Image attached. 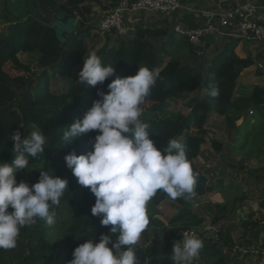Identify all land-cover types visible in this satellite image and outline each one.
Wrapping results in <instances>:
<instances>
[{"label": "trees", "instance_id": "trees-1", "mask_svg": "<svg viewBox=\"0 0 264 264\" xmlns=\"http://www.w3.org/2000/svg\"><path fill=\"white\" fill-rule=\"evenodd\" d=\"M101 3L102 0H14L12 6L16 12V22L0 33V71L21 52L35 54L40 68L39 73L14 75L3 80L14 87L17 93H13L11 102L0 104V162H10L14 158L13 132L19 130L27 137L32 131L38 130L45 137L44 152L37 157H29V167L18 172L17 181L34 184L39 180V171H48L50 175H58L68 181L60 205L50 208L56 213V225L50 226L45 220L36 218L33 224L21 228L17 246L8 250L0 249V264H6L7 254L17 249L20 240L24 241V253L9 264H68L73 258L75 247L90 238L98 242L102 234L110 232L112 225L104 227L100 223L101 218L92 215L96 197L90 188L77 182L65 161L68 153L74 151L79 155L92 150L97 133L83 134L70 145L63 141L62 136L72 123L83 117L94 100L101 98L98 95L100 91H109L107 85L116 77L135 75L138 68L144 66L159 71L156 85L140 105L151 104L142 112L141 119L149 124L153 139L158 130H165L168 126L176 129V139L184 141L187 158L195 175L197 170L194 160L201 155L206 143L205 125L212 112L224 116L231 130L237 128L236 122L249 109H254L260 116L264 115V85H255L244 95L235 94L242 72L256 64L252 54L242 58L235 53L238 40L224 46L210 66L202 71L188 62L193 58L196 61L201 59L196 49L186 36L174 29L138 27L129 40L106 33V42L99 47L94 46L95 53L104 64L115 68L114 75L103 85L95 87L80 83L73 77V71L84 64V57L90 55L88 40L98 34L91 33L89 17L94 12L93 4ZM70 17L78 18L79 25L75 33L66 35V42L61 44L51 24L57 18L66 21ZM159 39L162 40L156 41ZM137 41L143 42L141 48H138L140 45L136 44ZM214 82L219 87L217 96L210 95ZM198 91H201L202 96L194 97L187 103L191 111L169 110L171 100ZM253 124L264 127V120ZM214 145L219 144L214 142ZM253 173L255 179L264 180V169ZM213 189L214 186L209 185L196 191L202 195ZM166 199L170 198L158 191L148 202L149 211H154ZM173 201L179 205V212L170 223L181 222L193 214L192 197ZM218 207L226 208L220 204ZM221 219V216L215 218L213 225ZM149 221L150 225L155 220L149 215ZM247 223L242 222L244 225ZM57 228L61 230V238H57L54 233ZM186 229L189 228L175 229L173 237ZM111 235L115 240L118 233ZM209 239L221 243L222 234L218 233L216 239ZM223 243H227V239ZM144 250L146 264H174L171 259L160 255L157 245L147 246Z\"/></svg>", "mask_w": 264, "mask_h": 264}, {"label": "clouds", "instance_id": "clouds-1", "mask_svg": "<svg viewBox=\"0 0 264 264\" xmlns=\"http://www.w3.org/2000/svg\"><path fill=\"white\" fill-rule=\"evenodd\" d=\"M115 68L103 63L95 52L86 58L79 72L82 84L103 85ZM160 73L147 66L135 75L116 77L108 83L109 91L63 132L67 144L95 131L92 150L65 156L66 165L77 182L90 188L96 197L92 215L100 217L102 226L112 225L99 241L90 238L73 251L68 264H140L137 248L142 232L149 225L148 202L158 191L170 199H188L193 194L197 176L187 158L186 146L172 138L158 147L150 136V126L142 117L140 105L156 85ZM219 94L214 82L211 96ZM14 142L10 162H0V249L17 246L21 228L36 218L55 224L53 206H59L68 181L48 171H39L34 184L17 181L19 171L28 169L29 157L44 152L45 137L36 130L25 137L19 130L11 134ZM12 209L11 211L9 209ZM115 240L111 234H117ZM127 246V248H125ZM203 241L194 234L182 233L172 248L174 264H193L203 248Z\"/></svg>", "mask_w": 264, "mask_h": 264}, {"label": "crops", "instance_id": "crops-1", "mask_svg": "<svg viewBox=\"0 0 264 264\" xmlns=\"http://www.w3.org/2000/svg\"><path fill=\"white\" fill-rule=\"evenodd\" d=\"M115 1L102 0L101 4H93L94 11L100 12L103 10L102 7L107 8L108 4L115 3ZM246 2L256 3L260 7L258 19L264 25V0H188L187 6L178 13L174 15L163 13L165 18L159 20L161 22L158 27L169 30H173L177 24H182L186 28L202 27L207 24V18L204 16L205 12L215 13L217 15L215 22L218 24V15L221 12ZM103 12L105 13L106 11ZM145 13L141 12L129 21L136 23L140 15ZM153 13L156 12L146 14ZM106 40V36L95 35L88 42L92 41L93 46L98 42L97 47H99ZM235 40L238 39L209 32L204 37L203 44L200 47L201 54L197 53L201 59L196 61L193 58L189 59L188 62L192 66L199 67L200 70L205 71L210 66L212 60L220 54L222 48ZM235 53L242 58H246L251 54L254 55V58H257L258 54L260 57L258 60L255 58L257 67L255 64L245 69L240 75L235 90L236 96H240L247 94L255 85H264V42L256 43L238 40ZM249 86L252 87L248 89L249 91H245V88ZM201 96V91H198L184 98L171 100L169 102V110L173 111V106L176 105V111L187 112V103L192 98ZM248 119H251L252 122L254 119L262 121L264 120V115L260 116L255 112L254 117H249L245 114L236 122L237 128L231 130L227 127L224 116H220L216 112L210 114L205 125L207 134L216 132L219 124L222 125L223 129L222 136H219L217 139L219 145L215 146V148L224 149L226 145L231 148L230 154L222 155V158L231 160L226 169L228 172L227 177H219V175L214 177V174H217V172L210 167L208 153L202 148L201 155L194 160L197 170L196 175L212 173L213 177L209 179L205 187L213 185L214 189L212 191L207 190L202 195L196 191L197 189H194L191 195L193 199V214L181 222L175 224L169 223L171 219L168 221L160 210L159 213L161 214L155 213L152 216L155 221L144 230L146 235L145 241L146 243L150 242V246L157 245L160 249V255L171 259L172 248L177 241L176 237L172 235L173 232L175 229L188 227L189 229H196L203 233L199 236V239L203 241L204 246L199 257L193 261V264H256V256L253 251L264 248V227L260 225V221L264 219V180L255 179L253 176L255 173L253 172L264 169V150L261 148L260 157L250 158L247 156L246 160H244L245 157L236 154L235 151L236 142L240 141L244 136L241 128ZM219 179L227 181L218 182L217 180ZM225 187L228 190H225ZM228 193L229 196L227 195ZM218 204L225 205L226 208L218 207ZM162 206H164V211L167 213L179 212V205L171 199L164 200L158 206L159 209ZM220 216L222 218L220 223L213 226L212 218ZM243 221L248 222L247 225L242 224ZM212 228L217 229V234H222L221 243L220 241L209 239L211 237L214 238L212 234H209ZM152 234L153 240L151 242V240L148 241L147 237L149 235L152 236ZM226 239L227 243H223ZM145 247H147L146 244L137 248L144 250Z\"/></svg>", "mask_w": 264, "mask_h": 264}, {"label": "rangeland", "instance_id": "rangeland-1", "mask_svg": "<svg viewBox=\"0 0 264 264\" xmlns=\"http://www.w3.org/2000/svg\"><path fill=\"white\" fill-rule=\"evenodd\" d=\"M117 1H115V3ZM13 2H14V0H0V33L4 32L8 25L16 22L17 18L15 16L16 15L15 9L12 6ZM113 3L108 4L107 8L102 7L103 10L100 12L94 11L93 14L89 17L88 27H92V31H91L92 34H97L95 32L96 26L99 23L102 15L104 13L103 11H107V10L111 9L112 7H114L115 3L114 4ZM163 18H165V15L163 13H160V12H156L153 14H146L145 13V14L140 15V17L138 18L136 23L135 22H133V23L136 26V28H138V27L147 28L149 26L158 27V26H160V22H161L159 20H163ZM78 25H79V21L77 22L76 27ZM134 34L135 33H133L129 37V39L133 38ZM98 35L104 37L103 34L99 33ZM161 40L162 39H159L156 41H161ZM97 44H98V42L95 44V46ZM136 44L140 45V46H138V48H141L143 46L142 41H137ZM88 45H89L88 47L90 50V54L93 52H96V48L93 46L92 41H89ZM256 59L257 60L260 59L259 54H258ZM256 63H257V61H256ZM259 65H260V63H259ZM255 66L257 67V64ZM255 66H254V68H256ZM82 67H83V65H79V66L75 67V69L73 71V77L76 78L77 80H78L79 72L82 69ZM37 72L38 73L40 72V68L38 66L37 56L35 54H27V53L21 52L20 54H18L16 56V58L7 62L6 65L3 67V70L0 71V104L11 102L13 93H17V90L14 87H11L9 84H7L3 81L5 78H7L9 76H14V75H23V74L29 75V74H33V73H37ZM251 87L252 86L245 88L246 89L245 91H249L248 89H250ZM198 95H200V94H198ZM150 105H151L150 103H147L143 106H140L142 109V112L145 109H147ZM175 106H173V109H172L173 111L177 110V108ZM249 120H246L244 126L241 128L242 133L244 135L243 138L240 141L236 142V150H235L236 154H240L243 157H245L244 160H246L247 156L250 158L260 157V154H261L260 152L262 151V149L264 150V127L259 126V125L255 126L253 123H250ZM222 133H223L222 125L219 124L218 130L216 132L206 134V141H205L206 143L203 146V149L205 150V152L208 153V157L210 158L208 160L210 162V167L213 170H215V172H217V174L216 173L214 174V177H216V175H219V177H221V176L227 177L228 172L226 169H227V165L229 166V162L231 161L228 158H222V155L230 154V150H231L230 147H228L226 145L224 149L219 148L220 150H218L215 148V145H214V142L218 143L217 139L219 136H222ZM176 136H177L176 129L172 126H168L167 129H165V130H158V132L154 134V139L156 140L157 145L165 146L170 139H172V138L176 139ZM179 141L184 144L183 141H181V140H179ZM209 175H210V178L213 177L212 173H209ZM217 181L218 182H226L227 180L219 179ZM260 187H261V185H260ZM262 187H263V185H262ZM225 190H228V188L225 187ZM227 195L229 196V193ZM175 206L178 208L177 205H175ZM159 210H160V212H162V214L165 216V218L168 219V221L170 219L174 218V216L177 214V213L165 212L164 206H162L161 209H159V207H157L154 211L153 210L149 211V209H148V214L150 216H153L155 213L161 214V213H159ZM214 219L212 218V220H214ZM219 223H220V221L217 224H219ZM55 225L56 224H53L50 226H55ZM212 225H213V223H212ZM216 225H213V226H216ZM218 228H220V227H218ZM197 231L199 233V236H201L203 234L201 231H199V230H197ZM54 233L56 234L57 238L62 237L61 230L59 228H57L54 231ZM145 237H146V235L143 231L137 245L142 246V245L146 244L147 246H150V242L146 243ZM147 239H148V241L151 240V242H152L153 234H152V236L149 235L147 237ZM175 239L177 241L180 240V238H178L177 236ZM154 244H155V242H154ZM23 246H24V241L20 240L19 246L17 247V249L12 250L7 254L6 259H5L6 264H9L11 260L16 259L17 257L21 256L24 253ZM209 246H210V244H209Z\"/></svg>", "mask_w": 264, "mask_h": 264}, {"label": "built area", "instance_id": "built-area-1", "mask_svg": "<svg viewBox=\"0 0 264 264\" xmlns=\"http://www.w3.org/2000/svg\"><path fill=\"white\" fill-rule=\"evenodd\" d=\"M188 0H119L114 7L107 10L96 26L97 34L111 33L115 38L128 40L135 32L136 26L129 20L141 12H162L167 15H174L187 6ZM260 7L253 2H246L233 7L218 15V24L215 22L217 15L212 12H205L207 24L198 28H186L177 24L174 31L184 35L194 46L196 52L201 54L200 47L204 37L209 32L226 35L241 41L264 42V25L258 19ZM189 111L192 109L189 108ZM246 116L254 117L255 111L249 109ZM251 120V119H250ZM256 122L254 121L251 123ZM210 179L209 174H204ZM264 227V219L260 221ZM188 232L199 238L196 229L179 231L176 236L182 239V233ZM256 264H264V248L254 250Z\"/></svg>", "mask_w": 264, "mask_h": 264}, {"label": "water", "instance_id": "water-1", "mask_svg": "<svg viewBox=\"0 0 264 264\" xmlns=\"http://www.w3.org/2000/svg\"><path fill=\"white\" fill-rule=\"evenodd\" d=\"M77 22H78V18L76 17H70L66 21L60 18H57L53 21V23L51 24V27L55 30L56 37L61 44H64L66 42L67 40L66 35L75 33ZM196 176H197V183L195 184L194 189H200V188L205 187V185L208 182V177L203 174H198ZM209 234H212V236L216 238L217 230L215 228H212L209 231ZM137 257L140 261V264L147 263V257H146L145 250L137 248Z\"/></svg>", "mask_w": 264, "mask_h": 264}]
</instances>
